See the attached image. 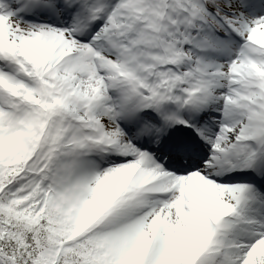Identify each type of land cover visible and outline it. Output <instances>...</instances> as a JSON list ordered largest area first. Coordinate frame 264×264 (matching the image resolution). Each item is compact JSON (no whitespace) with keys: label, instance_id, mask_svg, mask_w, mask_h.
<instances>
[{"label":"snow or ice","instance_id":"obj_1","mask_svg":"<svg viewBox=\"0 0 264 264\" xmlns=\"http://www.w3.org/2000/svg\"><path fill=\"white\" fill-rule=\"evenodd\" d=\"M0 264H264V0H0Z\"/></svg>","mask_w":264,"mask_h":264}]
</instances>
